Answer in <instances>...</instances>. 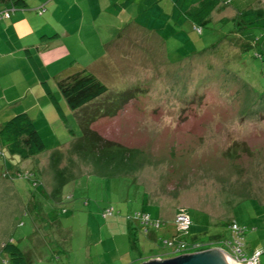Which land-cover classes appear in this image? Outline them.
Segmentation results:
<instances>
[{"label":"rangeland","instance_id":"rangeland-1","mask_svg":"<svg viewBox=\"0 0 264 264\" xmlns=\"http://www.w3.org/2000/svg\"><path fill=\"white\" fill-rule=\"evenodd\" d=\"M173 1L161 0L158 16L123 17L128 23L110 25L101 16L100 46L83 34L82 47L43 64L65 123L32 68L30 86L19 72L8 76L26 90L24 107L31 105L45 149L22 159L0 148V264H12L2 249L9 241L28 264L128 263L119 238L103 227L111 216L103 208L124 206L122 194L129 193L128 207L139 209L145 189L156 192L152 209L169 219L186 208L190 235L202 236L204 249L227 250L222 242L232 240L229 224L236 222L244 229V255L260 250L264 264V27L239 28L231 19L237 8L264 16V0L223 2L200 33L190 21L173 24ZM41 7L34 8L39 15ZM45 11L39 17L50 30L55 21ZM81 68L107 92L72 112L56 81ZM10 159L21 162L13 169ZM211 234L224 238L208 242ZM160 247L162 259L181 255L169 253L163 240Z\"/></svg>","mask_w":264,"mask_h":264},{"label":"crops","instance_id":"crops-1","mask_svg":"<svg viewBox=\"0 0 264 264\" xmlns=\"http://www.w3.org/2000/svg\"><path fill=\"white\" fill-rule=\"evenodd\" d=\"M24 1L26 5L23 7L13 6L8 1H0V11L6 9L11 10L9 18L0 20V84H3V89H0V123L20 112H25L30 117L32 116L29 113V108L31 109V105L26 104L27 107H24V102H28L26 90L22 89V91L20 92L19 86L21 85V83L18 82V80L12 81L8 78V76H10L11 74L17 75V73L19 72L20 74H22L23 84L26 83L28 84V86H30L28 83V79L31 82L35 79V77L31 78L32 76L30 73V68H32V61L30 60V58H32V60L39 65L40 69L43 67V64L57 63L58 59H61L62 57L64 58V53L72 52L75 48L78 49V47H82L84 43L88 42L86 37H82L83 34L84 36L95 38L93 42H88L87 44L100 46L101 44L98 43L96 37L99 36L98 33L104 31V28L101 27L99 23L101 16H106L109 22H111L110 25L115 24L114 20L125 21L126 23H128L130 20L124 19L123 17L131 16V19L136 21L134 16H158V12L155 10V7H159V4L161 2V0H132L130 3L123 4L124 0ZM229 1L230 3L232 2V0ZM222 4L223 3H221V5ZM41 5L44 8L41 7L39 9V11L42 9L40 14L42 15L45 10L46 13L51 11L49 17H53L55 21L51 24L50 30L47 29V14L43 16L44 19H46L45 28L41 17H39L41 15L37 13L38 10L36 12V10L34 9ZM103 10L107 13L106 15L103 14ZM170 10L168 14H170ZM214 11H218V9ZM235 14H237V11L235 12ZM49 21L51 20L49 19ZM79 28L81 29L77 36L76 33ZM88 51L90 52L93 50L89 49ZM41 71L43 73V69H41ZM35 76L37 78L36 74ZM54 76H56V73ZM33 86L34 85L31 86L30 90H32ZM40 93L41 92H39L38 94ZM33 122L37 127L36 122ZM9 161L11 162V165H13V169L21 162L20 160V162L16 163L12 159H10ZM60 161H62V159L59 161L54 160V164H62V162L60 163ZM155 193L156 192H150L149 190L147 191L145 189L143 191L141 206L139 209H130L128 207L131 203L129 193H127V195L122 194L124 198L123 200L125 202L124 206L119 208H116L113 205L106 206L112 208L113 214L109 216L110 218H105L106 220L103 224V227L109 232L113 233V240L116 241L117 238H119L121 247H123L122 252L125 255L121 253L119 254L122 256L128 255V257L131 258L126 264H140L144 261H147V259H151L152 257H163L161 255L165 251H159L161 248V241L176 237V235L178 234L173 222L175 214L180 209H184L187 212L186 208H178L175 210L174 216L171 219L165 217L163 210H160L158 208L152 209L151 207V203H153L151 197H157ZM146 202H148V206H146ZM106 207H104L103 210ZM135 211L148 212L153 219L159 220L161 222L160 227L154 228L150 226L145 232L143 227L140 226V224L132 218V214ZM139 231L142 232L145 237L140 236ZM114 233H120V235L116 236L114 235ZM218 235H208L210 238L208 242H222L224 237L220 238V235ZM179 238L187 243H199L201 245L200 251H204L203 249L205 248L204 244H206V241H203L202 236H191L190 232L188 231V233L181 234ZM219 238L220 240H218ZM147 241H151L152 244L155 243L154 247H149ZM216 248L220 249L221 247ZM130 249L135 251L138 257H132ZM173 252L174 251L172 249L169 250V253ZM192 252H195V250H186L180 254H189ZM173 256L176 255H166L165 258Z\"/></svg>","mask_w":264,"mask_h":264},{"label":"trees","instance_id":"trees-1","mask_svg":"<svg viewBox=\"0 0 264 264\" xmlns=\"http://www.w3.org/2000/svg\"><path fill=\"white\" fill-rule=\"evenodd\" d=\"M0 1H8L13 6L17 7H23L26 5L24 0ZM131 1L132 0H124L123 4L130 3ZM228 1L229 0H174L168 16L174 25L182 26L190 21L193 29L200 33L202 32L201 24L207 22L210 16H212L214 10L220 8L218 6H220L221 3H228ZM234 16L235 17L231 19L237 20L239 28H248L256 25L264 27V16L254 9L237 8V14L234 13ZM30 60L32 61L31 67L37 75L41 87L45 91L58 115L65 123L66 116L64 109L56 94L53 92L51 85L46 80L39 65L33 61L32 58H30ZM57 87L64 98L67 107L71 111L86 107L88 104H91L90 102L96 100L99 96L107 92L106 84L88 68H82L60 78L57 81ZM214 106L218 107L220 110L225 109L219 105ZM108 109L111 110L106 107V110ZM84 131L86 134L91 130L87 128L84 129ZM86 138L93 140L92 137ZM0 148L3 153L27 159L42 152L45 149V144L31 117L25 112H20L0 123ZM18 175L20 174L18 173ZM232 223L236 222H231L230 224ZM188 231L189 228L186 233H188ZM220 238L218 240H220ZM2 249L8 254L9 260L12 264H28L25 253L16 243L12 241L4 243Z\"/></svg>","mask_w":264,"mask_h":264},{"label":"built area","instance_id":"built-area-1","mask_svg":"<svg viewBox=\"0 0 264 264\" xmlns=\"http://www.w3.org/2000/svg\"><path fill=\"white\" fill-rule=\"evenodd\" d=\"M10 16V10L0 11V19L8 18ZM113 210L111 207H106L103 210V215H112ZM132 218L135 219L140 226L143 227L144 231H147L148 227L159 228L161 222L159 220L153 219L148 212L144 211H135L132 214ZM174 224L176 226V230L178 234L176 237L165 239L163 243L167 248L172 249L174 252L183 253L186 250H197L200 251V244L197 242L187 243L179 238V236L183 233H186L189 228L191 221L188 213L184 209L178 210V212L174 216ZM231 231L232 240L225 239L223 241V246L228 250L229 253L224 250V253L229 256L233 261L239 264H258L261 251L256 250L251 253L250 256L246 257L244 255V240L242 234L244 229L239 227L236 223H232L229 225ZM160 259V258H156Z\"/></svg>","mask_w":264,"mask_h":264},{"label":"water","instance_id":"water-1","mask_svg":"<svg viewBox=\"0 0 264 264\" xmlns=\"http://www.w3.org/2000/svg\"><path fill=\"white\" fill-rule=\"evenodd\" d=\"M140 264H239L219 248H209L204 251L176 255L164 259H149Z\"/></svg>","mask_w":264,"mask_h":264},{"label":"clouds","instance_id":"clouds-1","mask_svg":"<svg viewBox=\"0 0 264 264\" xmlns=\"http://www.w3.org/2000/svg\"><path fill=\"white\" fill-rule=\"evenodd\" d=\"M6 10H10V9H6ZM4 11V10H3ZM11 11V10H10ZM40 11H42V9L40 10ZM10 17V16H9ZM8 17V18H9ZM3 19H7V18H3ZM1 20V19H0ZM209 249V248H208ZM221 250L223 249V248H220ZM204 250H206V249H204ZM223 251V250H222ZM195 252H198V251H195ZM156 259V258H155ZM161 259V258H160Z\"/></svg>","mask_w":264,"mask_h":264},{"label":"bare ground","instance_id":"bare-ground-1","mask_svg":"<svg viewBox=\"0 0 264 264\" xmlns=\"http://www.w3.org/2000/svg\"><path fill=\"white\" fill-rule=\"evenodd\" d=\"M201 248V247H200Z\"/></svg>","mask_w":264,"mask_h":264}]
</instances>
